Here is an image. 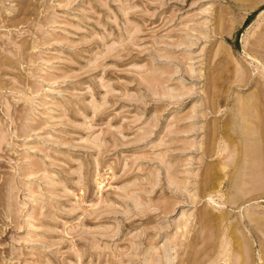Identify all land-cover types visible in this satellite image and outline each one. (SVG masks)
<instances>
[{"label":"rangeland","instance_id":"374dc122","mask_svg":"<svg viewBox=\"0 0 264 264\" xmlns=\"http://www.w3.org/2000/svg\"><path fill=\"white\" fill-rule=\"evenodd\" d=\"M245 263L264 0H0V264Z\"/></svg>","mask_w":264,"mask_h":264},{"label":"bare ground","instance_id":"6f19581e","mask_svg":"<svg viewBox=\"0 0 264 264\" xmlns=\"http://www.w3.org/2000/svg\"><path fill=\"white\" fill-rule=\"evenodd\" d=\"M257 101V100H256ZM243 106H244V104H243ZM254 114V113H253ZM254 117H256V116H254ZM247 125H249V126H251L250 124H248V123H246ZM253 125V124H252ZM252 128H253V126H252ZM258 134V133H257ZM248 139V138H247ZM247 139L245 140L246 141V147L249 149V153H247V155L248 156H250V161L252 160V164L251 165H255V167H256V165L258 164V163H260V162H258V159H259V161H260V158H259V154H260V145H259V139H258V137L257 136H255L254 135V132H252V136H251V138H250V141L248 142L247 141ZM248 142V143H247ZM235 153V152H234ZM238 153V152H237ZM237 155V154H236ZM258 155V156H257ZM258 162V163H257ZM248 163V162H247ZM251 163V162H250ZM258 166V165H257ZM261 167V166H260ZM261 170V169H260ZM211 173V172H210ZM260 175V177L262 178V175L261 174H259ZM234 231V230H233ZM235 235V234H234ZM244 246V245H243ZM225 247H226V245H225ZM244 247H246V246H244ZM246 249V248H245ZM245 258V257H244ZM236 259H237V257H236ZM242 259V258H241ZM244 262H245V260H243ZM247 263V262H246ZM245 263V264H246Z\"/></svg>","mask_w":264,"mask_h":264}]
</instances>
